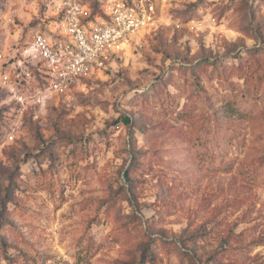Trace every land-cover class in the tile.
<instances>
[{
  "label": "clouds",
  "instance_id": "obj_1",
  "mask_svg": "<svg viewBox=\"0 0 264 264\" xmlns=\"http://www.w3.org/2000/svg\"><path fill=\"white\" fill-rule=\"evenodd\" d=\"M0 264H264V0H0Z\"/></svg>",
  "mask_w": 264,
  "mask_h": 264
}]
</instances>
